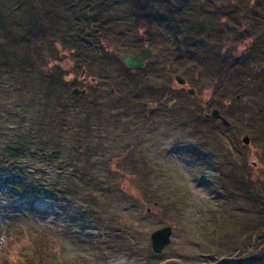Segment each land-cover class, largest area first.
I'll list each match as a JSON object with an SVG mask.
<instances>
[{"label": "rangeland", "instance_id": "obj_1", "mask_svg": "<svg viewBox=\"0 0 264 264\" xmlns=\"http://www.w3.org/2000/svg\"><path fill=\"white\" fill-rule=\"evenodd\" d=\"M200 1L178 5L187 11L183 34L197 38L195 46L184 38L190 49L180 56L171 27L159 19L135 24L129 0H76L79 24L72 27L90 42L76 46L61 24L67 41L57 49L64 73L86 95L67 100L63 92L56 102L38 84L27 91L7 77L0 82V156L16 133L30 131L34 139L14 162L11 176L23 183L0 185V264L264 259V88L246 78L264 73V31L256 27L257 45L254 37L237 43L240 28L230 27L223 39L216 12L209 16ZM240 2L245 9L256 3ZM248 45L254 63L242 61ZM144 47L157 58L138 74L125 73L116 56ZM218 53L238 56L243 74L220 72ZM214 110L230 126L211 118ZM0 158L4 166L12 162ZM166 227L173 228L171 243L156 254L151 236Z\"/></svg>", "mask_w": 264, "mask_h": 264}, {"label": "trees", "instance_id": "obj_2", "mask_svg": "<svg viewBox=\"0 0 264 264\" xmlns=\"http://www.w3.org/2000/svg\"><path fill=\"white\" fill-rule=\"evenodd\" d=\"M70 1L7 0L4 2L0 0V82L5 81L4 77H7V81H9L8 84H13V86L19 85L22 89L27 91L29 88H32L34 84H38L39 88L43 91L42 95L53 101L55 99L56 102L57 97L63 92L66 95L67 100H71L70 98H73V100L76 99L72 94V90L75 86V88H77V82L75 83L74 80L68 79V73H64L60 63V61L62 62V59H60V52L57 49V42L67 41V35H65L67 30L70 33V39L75 42L74 44L76 46L78 44L85 47V45L90 42V37L84 33V31L74 29L72 27L79 24L77 22L78 9L76 8L75 4L76 0ZM101 1L111 3L113 0ZM187 1L190 2L191 0ZM205 1L207 4L205 5L206 7L204 6V8H206L207 14L210 16L216 12V16L220 19L218 21L221 22V26L216 25V27L217 30L221 31L220 33L223 39L224 36L226 37L228 35L230 27H233V29L236 30L240 28V32L236 36L238 39L237 43H241L240 41L243 40L249 41L252 39V37H254V43L257 42L256 37L258 31L255 30L256 27L260 29L262 28L264 31V25L261 24L262 21L264 22V0H255L256 3L254 4V7L251 8L250 6L249 9H245L243 3L240 2V0ZM181 2L182 0H129L131 5L130 16L132 21L135 24L137 23V25L144 22L149 23L157 19L162 22H166V27H171L172 30V37L170 40H173L172 43L174 46H176L177 49L182 52L180 56H183L186 55L185 53L189 52L190 49L188 44H183L184 38L194 42V46L197 45V43H195L197 38L193 37L189 31L183 34V31L181 30L183 14L187 13V11L184 12L185 8L183 5L178 6ZM200 3H203V0H201ZM248 5H251L250 2ZM7 6L12 9L11 13H7L5 8ZM85 9L87 14L89 12H91L90 14L93 13V10L86 7ZM246 14L249 15V18H247ZM223 19L227 21L225 25L224 22H222ZM247 20L249 21V24L245 25L244 22ZM96 22L97 20L94 18L91 23V28ZM61 24H63V27L66 29V31L64 29V31L61 32ZM175 24H177V27H175ZM227 25L229 27H227ZM242 25H244L245 29L241 28ZM63 27L61 26V29ZM201 28L202 27H200V30L195 34L200 38L203 36ZM91 34L94 33L92 32ZM246 36L250 37L245 39ZM225 41H227V38H225ZM230 41L234 42V40H230L228 38L227 45ZM256 45L252 46L254 50L256 49ZM249 47L250 45L246 46L247 50L244 53H248H246V56H243L244 59H242V61L244 60L247 63H250L251 61L253 62L255 59L250 57ZM208 51L209 53L213 52L211 49ZM209 53L205 52L200 54V61H203L204 57L209 56ZM52 55H54L52 57L53 61H51L50 58ZM214 57V63L221 69L220 72L232 71L234 74H241V72L243 74L244 70L242 69L244 66H241V61L238 63V56L234 57L230 53V55L228 54V56L224 57L222 54L218 53ZM121 65L123 67L121 68L125 73L132 74V72L124 69L123 64ZM263 74L264 73L260 74L258 71V73L254 75L252 72L246 78L250 79L253 77V79H257L259 89H263ZM261 75H263L262 78ZM219 78L220 76H218V80H220ZM67 102L61 104L60 108H65ZM59 118L60 116L57 119ZM60 119L63 120L64 117H61ZM33 140V135L30 133V131L18 132L15 136L7 139L5 145H3L4 149L2 150V156L0 157L12 162L7 166H4L5 163L3 162L0 163L1 186H7V184H10L17 187L20 186V183H23V180L19 182L15 179L16 176H11V174L14 168H18L15 164L17 158L22 157L24 159V153H26L28 148L31 147ZM49 158L45 159L47 163L51 162ZM62 195L63 197H66V194H63V192ZM10 198H13V196L11 195ZM258 199L260 198L258 197ZM245 262H247V260H239L237 263L228 262L227 264H245ZM257 264H264V259L260 258Z\"/></svg>", "mask_w": 264, "mask_h": 264}, {"label": "water", "instance_id": "obj_3", "mask_svg": "<svg viewBox=\"0 0 264 264\" xmlns=\"http://www.w3.org/2000/svg\"><path fill=\"white\" fill-rule=\"evenodd\" d=\"M157 56H158L157 54L153 53L152 48L148 47V48H142L137 55H130V54L123 55L121 56V60L127 70L133 72H140L144 70L145 63L148 60H154L157 58ZM176 80L180 85H184L186 83V81L181 76H177ZM72 93L76 97L85 96L86 90H80L79 88H75L72 90ZM187 93L189 96L192 97L196 92L195 90H188ZM210 117L215 120L221 119L225 126H230L228 120H226L218 110H214L211 113ZM243 142L245 145H249L250 138L248 136L245 137ZM172 234H173L172 227L163 228L152 234L151 243L154 253L161 254L170 245Z\"/></svg>", "mask_w": 264, "mask_h": 264}, {"label": "flooded vegetation", "instance_id": "obj_4", "mask_svg": "<svg viewBox=\"0 0 264 264\" xmlns=\"http://www.w3.org/2000/svg\"><path fill=\"white\" fill-rule=\"evenodd\" d=\"M144 48H148V47H144ZM152 50H153V49H152ZM153 53H154V52H153ZM137 54H138V53H137ZM137 54H130V55H137ZM154 54H156V53H154ZM123 55H126V54H123ZM123 55H120V56L117 55V56H116V57H118V58L120 59V61H121L122 64H123V62H122V60H121V56H123ZM157 55H158V54H157ZM150 62H152V61H150ZM123 66H124V64H123ZM124 68H125V66H124ZM125 69H126V68H125ZM144 69H145V68H144ZM142 71H143V70H142ZM142 71H141V72H142ZM129 72H133V71H129ZM134 73H137V72H134ZM134 73H133V74H134ZM138 73H139V72H138ZM138 73H137V74H138ZM82 77H83V76H82ZM112 92L114 93V89L112 90Z\"/></svg>", "mask_w": 264, "mask_h": 264}]
</instances>
